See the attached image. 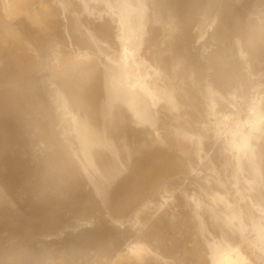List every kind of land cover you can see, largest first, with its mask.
<instances>
[{
    "label": "bare ground",
    "instance_id": "bare-ground-1",
    "mask_svg": "<svg viewBox=\"0 0 264 264\" xmlns=\"http://www.w3.org/2000/svg\"><path fill=\"white\" fill-rule=\"evenodd\" d=\"M4 1L7 12L17 6L21 12L10 19L7 32L0 36V39L13 42L6 48L8 62L1 52V48L4 50L5 47L0 44V256L8 251L13 253L10 260L0 258V264H36L25 256L24 251L27 250L26 245H30L35 229H40L35 232L37 235L42 232L38 235L40 239L44 231L52 232L51 235L47 233L46 237H50L53 232L56 233V228L63 226L68 228L67 231L63 227L67 233L71 229H80L75 238V245L81 250L76 252L79 264H100L90 256L100 247H107L109 255H117L124 250L129 256L141 258V264L151 261L149 248L158 251L157 255L164 258L166 264L219 263L225 251L222 248L232 245L237 248L231 250L235 252L236 249L237 255H233L236 252L232 255L239 259L249 261L256 255L264 256V202L257 206L242 194L243 188H246L244 180L250 177L264 199V144H259L264 140L259 130L263 123V116L260 117L259 113L264 106V89L257 100L255 113L248 118L253 119L255 126L253 137L246 134V130L232 136L228 143L232 151L229 167L221 172L219 182L213 183L196 168L200 165L208 172L211 159L222 151L220 145L213 150L208 147L215 131L214 124H218V121L224 123V104L233 101L237 102L234 105V121L244 123L247 119V112L243 108L245 105L239 103V92L231 81L227 80L211 97L199 90L197 79L187 76L181 78L179 85L184 89L187 87L186 92L190 91L188 99L199 102L197 111L214 126L204 129L194 119L190 120L188 111L181 105L179 91L173 89V86H177L174 69L170 68V71L173 70L170 74V71L162 69V47L153 43L150 45L148 32L143 31V25H147L153 37L158 32L152 22L154 15L150 13L148 16L152 9L145 0ZM167 1L176 8L182 4L191 7L196 1L204 4L197 14L173 10L168 15L173 25L171 42L184 48V57L196 63L195 47L199 45L205 52L213 43L216 48L222 49L221 58L236 54L230 58L231 62L238 61L231 72L239 71V77L245 74L240 58L245 61L252 54L245 30L253 17L252 8L262 0ZM158 3L161 8L164 0H158ZM118 23L125 25L126 30L130 27L137 31L135 56L127 53L124 49L126 40L119 35L120 32H115ZM248 32L251 33L250 30ZM213 36H217L218 40ZM61 47L79 52L88 47L92 51L106 49L109 53L112 51L111 55L107 53L106 56L113 58H108L107 63L102 64V60L101 63L97 62L99 56L95 54L82 65L54 72L52 81L58 90L57 102L47 103L50 106L47 107L49 112L46 116H51L46 117L28 101V95L22 90L8 89L6 71L21 66L25 69L31 59L35 67L45 70L50 66L48 59L60 52ZM31 48L37 52L34 59ZM17 55H21L20 63L12 61ZM200 57L210 62L211 69L215 67L214 55L206 56L204 53ZM259 69L263 70L262 67ZM224 75L230 80L229 70H225ZM118 82L122 83L121 88ZM249 88L248 84L241 86L243 93L240 90V94H248ZM59 116L66 120L73 119L85 131L96 155V159L89 162L90 170L77 165L65 166L60 162L62 146L67 144L57 137L60 126L50 121L51 117L57 120ZM174 120L182 123L186 133L180 141L177 140L179 131L177 134H172V131H168L170 129L165 131V127H169ZM154 132L158 133L155 137ZM163 132L167 134L160 138ZM116 136L122 138L120 147H129V153L133 145L139 144V151L132 155L131 161L124 158L125 147L119 151V156L111 155L107 147L100 148L104 138ZM222 138V141H228L225 134H222ZM190 141L192 145H189ZM246 142L252 154L247 170L246 167L244 169ZM94 177L97 182L98 179L103 180L102 184H93L91 179ZM171 179H174L172 182L175 181L176 186L183 187L180 195L188 205L186 209L195 212L201 227L196 224L183 226L186 220L178 209L176 223L160 220L159 217L150 229L144 230L137 240L132 241L130 237L137 232L135 222L131 220L132 212L156 193L163 182H171ZM165 184H169L168 181ZM39 197L37 201L34 200ZM24 199L34 201L23 208ZM183 202H179V208ZM29 225L34 229L32 235L27 232ZM23 227L32 236L26 238L28 244H24L25 234L6 237V233L14 228L18 230L16 233L25 232ZM7 228L10 231L7 232ZM61 233L62 238L75 235V232L71 236L70 233L65 236V232L58 234ZM50 238L47 240L50 241ZM54 238L57 237L51 240ZM39 239H36L38 243L41 242ZM70 239H65L69 242L66 243L73 245L75 240L73 237ZM217 239L219 246L215 241ZM49 241L48 247L50 243L58 242ZM214 243L215 246H212ZM125 245H128L126 250ZM177 247L188 249V254L177 256ZM231 253L227 256L231 257ZM183 254L186 252L183 251Z\"/></svg>",
    "mask_w": 264,
    "mask_h": 264
},
{
    "label": "rangeland",
    "instance_id": "rangeland-1",
    "mask_svg": "<svg viewBox=\"0 0 264 264\" xmlns=\"http://www.w3.org/2000/svg\"><path fill=\"white\" fill-rule=\"evenodd\" d=\"M12 1L16 2V3H20V0H12ZM145 1L147 2V4L152 9L151 12H149L148 16L150 15V13H151V15L152 14L154 15L152 22H153L154 28L156 30H158V32L154 37H153V35H150L149 33H151L150 32L151 29L147 28L146 23H145L146 26L143 25V31L148 32V38H149L150 45L153 43V44L159 45V48L162 47L161 48L162 50H160L163 53L162 64H161L162 69L166 70V71H170V68L174 69V73L172 72L173 70L168 72L169 74L173 73L174 77L177 79V82H176L177 86H173V89L179 91V96H180L179 99H180L181 105L186 110V112L188 111L187 114L189 113L190 120L194 119L195 123L197 125H199L200 128L208 129L211 126V124H209V121H207V119H206L207 117H205V115H202L201 113H199L197 111V108L199 107L198 105H200L199 102L190 101L188 99L189 95H190L189 94L190 91L187 90V92H186L187 87L184 89L183 86L182 85L180 86L178 83V82H180L181 78H184L187 76H192L193 79H197L199 81V84H200L199 90L202 91L206 95L210 94L211 97L213 94H216L219 91L220 87L224 83H226L227 80L231 81L233 86L239 92L238 93L239 103H243V105L246 106L245 107L241 104L247 112V114H246L247 119L245 120L244 123L241 124V123H238L237 121H234L235 118H233L235 108H236V106H234V105H236L237 102L233 101L232 102L233 104L231 102H230V104H228V103L224 104L225 105L224 111H223L224 115H222V116H224V119L225 118L226 119L224 120L223 124H220V121H218L219 122L218 124H214L215 126L212 125L215 127V131H214L212 137L210 138L209 145H208L209 150H213V149H215L216 146L220 145V147H222L221 148L222 151L218 155L215 154V157H213L211 159V161H210L211 168L209 169L208 172L206 170L204 171V167H201L200 165L198 168H196L201 173L203 172L205 174V177L208 178L211 182L218 183L220 180L221 172L222 171L225 172L226 171L225 169H228V167H229V161H230L231 156H232L231 155L232 151H231L230 144H228V143L232 139V136L235 133L240 132L242 130H246V134L248 133V135H250V136H252L254 134L252 132L254 127H255L254 124H252L253 119H251V118L248 119V118L250 117V115H253L255 113L254 109L257 108V100L261 96L260 95L261 90L264 89V0L259 1L257 3L258 5L254 6L251 10V12L253 13V17L249 20V23L247 24V29L245 30V34L248 38L249 43H251L250 47L252 49L251 50L252 54L248 55L245 61H243V59L240 58V62H243L244 70L246 71L245 74H243L240 77L238 76L239 71L231 72V69L235 68L237 66L238 61L234 60L233 62H231L232 60L230 58H234L236 56V54L231 53L232 56L230 58H228V57L227 58H221L220 56L223 53L222 49L216 48L217 46L215 44L211 43L209 45V47L205 50V52H204V50H202V48L199 45H197V47H195V49H194V52L197 53V55H196V61L197 62L192 63V61H190L188 58L184 57V55L186 53L184 51V48L182 46H174L171 42V39H170L171 34L170 33L173 29V25L168 18L169 13L172 12L173 10H175L177 12L179 10V12L190 11L194 14H197V11L200 10L204 5L202 1L194 2L191 7H187L186 4H182L181 7H179V8H176L171 3H169L167 0H164L163 6H161V8H159V6H158L159 5L158 0H145ZM142 3H143V1H142ZM9 11L10 12H7V5H6L5 1L0 0V17L2 18V21L0 18V24H1L0 25V36L1 37H3V35H5V33L7 32L6 27H9L8 25H10V19L15 18V16L21 12L19 6H17L13 10L10 9ZM217 20H219V18ZM253 24H256V25H253ZM121 25H122V23H120V24L118 23L115 25V26H117V27H115V32L117 34L120 32L121 34L119 33V35H121L122 38L124 40H126L124 42L125 43L124 49L127 51V53L132 54L131 56H135L136 52H137V47L135 46L136 39H137V35H136L137 31L132 29V28L130 29V27H127L129 29L126 30V26L125 25L121 26ZM123 26L125 27L124 29L122 28ZM130 30H132V31H130ZM249 30L251 31V33L248 32ZM127 32H129V34L130 33H132V34L129 35ZM133 35H135V36H133ZM129 36H130V38H129ZM213 39L218 40V37L213 36ZM12 43L13 42H11V40H9V39L8 40L7 39L6 40L0 39V44H3V46L5 47L4 50H2V48H1V52L4 54V60H7V62L9 61V57L7 55L6 48H9L8 46H10V44H12ZM29 49H30V47H29ZM31 50H32L31 57L34 59L35 55H37L36 49L31 48ZM107 53H109V52H107L106 49L105 50L102 49V50H98V51H92V49H90L88 47L84 51L81 50V52H79V51H76V49H72V48L69 49V47L68 48L61 47L60 52L54 54L52 57H50L48 59V61H49L48 63L50 66H47V68L45 70H42L41 68L35 67L36 65L33 64L32 59H31L30 65L25 67V69L23 68V66H21V67H15L14 69L10 68L11 70H7L6 73H8L7 77H8V82H9V88L8 89L11 91L22 90L23 93L28 95V101L30 103L34 104V106L38 109V111L43 113L44 116H46V113L49 112L47 107L50 106L51 103L57 102L56 96H57L58 90L52 81V75L54 74V72L63 71L64 69L70 68V67L72 68V67H74L73 65H75V66L82 65L83 62L85 63L87 61H90V59H92V57H94L95 54H98V56H99V60H97V62H100L102 60L101 61L102 64L107 63L108 58H113V56H111V57L106 56ZM204 53H206V56H207V54L208 55H214L215 67H213L212 69L209 67L210 62H208V60L205 59L204 57H200V55L204 54ZM109 54L111 55L112 51H110ZM78 55H80V56H78ZM20 57H21V55H17V56H15V59L14 58L12 59V61L13 62L17 61L20 63V61H21ZM258 67L259 68L262 67L263 70L261 71ZM225 70H229V72L231 74L230 80L226 79V76L224 75ZM245 84L249 85L250 90H248V94L241 95L240 90H241V92L243 91V89H241V86H244ZM118 85H119V88H121L122 83L118 82ZM47 103H50V104H47ZM249 110L251 112H249ZM259 114H260V117L263 116V123L260 126L259 130H260V135L262 137H264V106L261 107ZM50 116L51 115H49V116L47 115L46 117H50ZM50 119H51L50 121H53L60 126V130H59L58 135L60 134L61 136L57 135V137L62 139L63 142L66 141V144H67V145L62 146V151L60 153V157H61L60 162L65 166H70V165L76 166L77 165L78 167H80L82 169L86 168L87 170H90L91 166H90L89 162L90 161L92 162L93 159H96V155H95L94 148H93L92 144L89 142L85 131L82 130L79 127L78 123L75 122L73 119L72 120H70V119L66 120L63 116H59L58 118H56L57 120H55V117H51ZM222 119L223 118H221V120ZM230 120H232V121H230ZM188 123H190V122H188ZM181 124L182 123H180V121L174 120V123L170 124L169 127H165V131L167 129H170L168 131H172L173 132V133L171 132L172 134H174L175 132L177 134V131H179L180 133L177 134V137H178L177 140L180 141L185 137L183 135H186L185 131L182 129L183 126ZM164 133L167 134L166 132L161 133L160 138H163ZM153 134L155 137L158 133L154 132ZM222 134H225L228 137L227 142L222 141V139L224 138V137L222 138ZM174 136H176V135H174ZM102 142L103 143H102V146L100 148L103 147L104 149H106V147H107L108 151H110V154L113 156L121 155L119 153V151H123L127 146V145H123L122 147H120L121 142H122V138L120 136H116L114 138H110V137L104 138V141H102ZM192 143L193 142L190 141L189 145H192ZM259 144L263 145L264 140L262 142L260 141ZM127 148H129V147H127ZM127 148L125 150L126 156H124V158L126 157L131 161L132 155L133 156L136 155L137 152L139 151V144L133 145V147H131L132 148L131 153L128 152L129 149H127ZM245 151H246V153H244V156H245L244 157V159H245L244 160L245 161L244 169L246 167L245 170H247V168H249V166H250V157H252V154H251V151H250V148H249V145L247 142L244 144V152ZM196 169H194V171H196ZM116 175H115V177H116ZM173 180L171 179V182H170V180H167L169 184H165V183H167V181L163 182V184H162L163 186L161 185L157 191L158 193L156 192L157 195L159 194L158 197H157L156 193H153V195H155V196L151 195V197L147 198L140 205H138V209L136 207V211L134 210V213L132 212L131 220L133 219V222H135V227L137 228V232L135 233V235H134V233L132 234V232H131L133 237L131 236L130 238L132 239V241L137 240L138 235L141 234L144 230L150 229L152 224L159 217H160L159 218L160 220H165V221L171 220L172 222L176 223L177 222L176 221L177 220L176 212L178 211V209L181 212L180 215L185 217V220H186V222H184L183 226H191L193 224H196V225L201 227L200 221L198 220L195 212L188 211L186 209L188 205L185 202H183L184 201L182 198L183 196L180 195L181 193H183V189H182L183 187L181 186L182 188L181 187L179 188V185L176 186V182L175 181H174L175 183L172 182ZM91 181L93 184H95L97 186L101 185L103 182V180H101V179H98V182H97V178H95V177L93 180L91 179ZM95 181H96V183H95ZM173 184L175 186H173ZM244 184H245L246 188L245 187L243 188L242 194H244L245 197L247 196L249 198V200H252V202L255 203V205L261 206L264 202V199L261 197L259 190L256 188L254 180L252 178L248 177L244 180ZM170 186H173V187H170ZM164 191H165V194H163ZM178 194H179V196H178ZM34 197H36V196H34ZM155 197H157V198H155ZM40 198L41 197L36 198V199H34V198H31V199H34L37 201V199H40ZM178 198L180 199V201ZM34 200L24 199L22 207L23 208L27 207V204L31 201H34ZM179 202L180 203L183 202V205L180 208H179V206H180ZM0 207H1V205H0ZM142 216H143V218H142ZM1 217H4V216H1ZM4 219H6V218H4ZM20 219H21V217H19V220ZM74 220H75V218H74ZM8 221H6V222L10 223ZM12 221L14 223H16V221H14V220H12ZM21 221H23V220L21 219ZM23 224H27V223L23 222ZM144 226H146V227H144ZM29 227H30V225L28 226V228ZM63 227L65 230L68 229V228H65V226H63ZM63 227H59L61 229L56 228V230H57L56 233L53 232L54 234L52 236H50L52 239H53V237H57L60 240H62L64 238V241L62 240L63 243L60 240H58L57 238H54L55 240H51L49 235H51L52 232L51 233L49 232L50 233L49 234L48 231L47 232L44 231L46 233V235H45V233H43V236L40 235L43 239L42 238L39 239L38 235L42 232H40L37 235L36 233H37L38 228L35 229L36 233L35 232L33 233L34 229H33V227H30V229H33L32 232L30 231V229H28L29 231H27V232H28V234H31V235L33 233L35 240L33 242V239H34V237H33V239H31V241L29 243L30 245H26L27 250L24 249V251H26L25 256L28 259L33 260V262H36V264H38V263H40V264H79L78 263V254L76 252L78 250L79 251H81V250L77 249L78 247H76V245H75V242L77 240L75 238L77 237L76 234L80 233L79 232L80 229L79 228L74 229L75 231L73 229L69 230L70 236L74 232H75L74 233L75 235H72L71 237H69V236L67 237L66 233L68 230L63 231ZM8 229L9 228H7V232L10 231V229L9 230ZM12 230H14L15 232ZM12 230L10 231L11 233L10 232L6 233V237L14 236L15 234H18V235L21 234L23 236L25 234V237H23V240L25 242L24 244H28L29 240H27V239L28 238L30 239L32 236L27 234V232H26L27 229H25L26 233L24 232V230H22L23 232L20 231L19 233H16L18 230L16 231L15 228ZM58 230H59V232H63V234L65 232L66 238L64 236L62 238V236H61L62 233L58 234L59 233ZM60 230H62V231H60ZM216 230H218V229H216ZM39 231H40V229L38 230V232ZM70 231H74V232L72 233ZM47 233L49 234L48 237L50 238V241L47 240V239H49L48 237H46ZM69 233H67V234L69 235ZM217 233H219V231H217ZM82 234H84V233H82ZM29 236H31V237H29ZM44 237H46V240ZM72 237L74 238L73 241L75 240L74 244L73 245L67 244L69 242H67L66 240L70 239ZM36 239H39L38 241L41 240V242L43 241L42 242L43 244L41 242L38 243L36 241ZM26 241H28V242H26ZM48 241L49 242L53 241V242H57V243L56 244L50 243L51 246L48 247ZM70 241H72V240L70 239ZM215 241H217V245L219 246L220 241L218 239ZM44 242H46L47 245ZM125 246H124L125 247L124 249L126 250L128 245H125ZM197 246H199V245H197ZM212 246H215V243L212 244ZM29 247L30 248L32 247V248L30 249ZM226 247L227 246L222 248V249H225V251H224L223 255H221L222 260H223V258L227 260V261L223 260L225 262V264H231V263L232 264H240V262L243 258L239 259L237 256H235L237 258V259H235V257L233 256V255H237V251H236L237 248L233 245L230 248H226ZM233 248H236L235 249L236 253L231 251V250L234 251ZM148 250L150 251L149 253L151 255V261L149 262V264H166L167 263V261L164 258L159 257V254L157 255L158 251H154L151 248H149ZM183 251L186 252V254H183ZM229 251H231L232 253ZM188 252H189L188 249H182L180 247H177V253L179 254L177 256L187 255ZM226 252H227V254H226ZM63 253H66V254H64L65 258H63V255H62ZM229 253H231V257L227 256V255H230ZM233 253H235V254H233ZM29 254H31V255H29ZM225 255L228 258H226ZM90 256L92 258L97 259L98 261L96 263H100V264H118V263H120L119 260H121L120 264H128L129 262L131 264H141L140 262L142 261L141 258H136L133 255L129 256V254H126V251H124V250H121L119 252V254H117V255H114L113 253H112V255H109L107 247H100L98 250H94ZM120 256H124L126 258L125 259H124V257L120 258ZM223 256H225V257H223ZM12 257H13V253L11 251L10 252L9 251L4 252L0 256V258L3 260H10ZM221 258L219 259V261L221 260ZM62 259H64V261H62ZM231 259L233 260V262ZM138 260H139V262H138ZM222 260L220 261L221 263L219 262L220 264H222V262H223ZM235 260H236V262H235ZM61 261L63 263H61ZM238 261H240V262L238 263ZM224 262H223V264H224ZM242 262L244 264H264V256L262 255L260 257H257V255H256V258L252 257V259H250L249 261H245L243 259ZM242 262H241V264H242ZM219 263L213 262V264H219Z\"/></svg>",
    "mask_w": 264,
    "mask_h": 264
}]
</instances>
